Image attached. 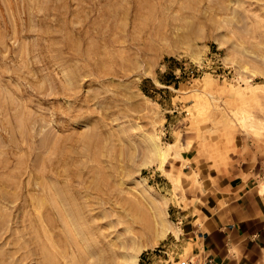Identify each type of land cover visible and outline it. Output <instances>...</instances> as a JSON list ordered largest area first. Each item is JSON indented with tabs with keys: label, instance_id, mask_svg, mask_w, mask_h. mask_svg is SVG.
<instances>
[{
	"label": "rangeland",
	"instance_id": "374dc122",
	"mask_svg": "<svg viewBox=\"0 0 264 264\" xmlns=\"http://www.w3.org/2000/svg\"><path fill=\"white\" fill-rule=\"evenodd\" d=\"M244 160L264 162V0H0L5 248L79 214L96 264H185L188 202Z\"/></svg>",
	"mask_w": 264,
	"mask_h": 264
},
{
	"label": "crops",
	"instance_id": "0c3cea01",
	"mask_svg": "<svg viewBox=\"0 0 264 264\" xmlns=\"http://www.w3.org/2000/svg\"><path fill=\"white\" fill-rule=\"evenodd\" d=\"M199 191L184 215L185 264L207 258L216 264H264V162L257 168L252 160L241 161L229 173L204 178Z\"/></svg>",
	"mask_w": 264,
	"mask_h": 264
},
{
	"label": "bare ground",
	"instance_id": "6f19581e",
	"mask_svg": "<svg viewBox=\"0 0 264 264\" xmlns=\"http://www.w3.org/2000/svg\"><path fill=\"white\" fill-rule=\"evenodd\" d=\"M153 149L156 156H162L160 149L155 144ZM65 217L68 219L67 222H69L71 229L64 231V233L52 230L49 236L43 234L41 236L36 233L35 238H40L41 236L42 242H29L26 246L24 244L11 248H5L6 244L9 245L6 240L4 241L5 244L0 242V264H96L93 251L94 241L79 229L82 218H80L79 214H67ZM31 244L33 245L32 247H30ZM80 247L84 248L87 257L81 253Z\"/></svg>",
	"mask_w": 264,
	"mask_h": 264
},
{
	"label": "built area",
	"instance_id": "2783aa9c",
	"mask_svg": "<svg viewBox=\"0 0 264 264\" xmlns=\"http://www.w3.org/2000/svg\"><path fill=\"white\" fill-rule=\"evenodd\" d=\"M203 264H216V263L214 262L213 259H211V258H207V259H205V261H204Z\"/></svg>",
	"mask_w": 264,
	"mask_h": 264
}]
</instances>
